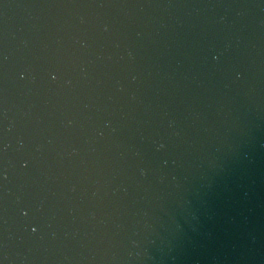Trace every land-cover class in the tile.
<instances>
[{
  "label": "water",
  "instance_id": "95a60500",
  "mask_svg": "<svg viewBox=\"0 0 264 264\" xmlns=\"http://www.w3.org/2000/svg\"><path fill=\"white\" fill-rule=\"evenodd\" d=\"M0 264H264V0H0Z\"/></svg>",
  "mask_w": 264,
  "mask_h": 264
},
{
  "label": "clouds",
  "instance_id": "9594fccd",
  "mask_svg": "<svg viewBox=\"0 0 264 264\" xmlns=\"http://www.w3.org/2000/svg\"><path fill=\"white\" fill-rule=\"evenodd\" d=\"M33 230L35 231V228Z\"/></svg>",
  "mask_w": 264,
  "mask_h": 264
}]
</instances>
